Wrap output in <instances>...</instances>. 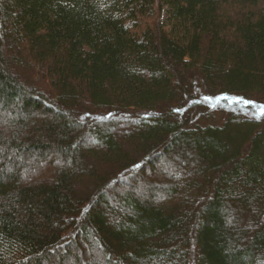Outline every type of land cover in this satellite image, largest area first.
Here are the masks:
<instances>
[{
    "label": "trees",
    "instance_id": "16d2710c",
    "mask_svg": "<svg viewBox=\"0 0 264 264\" xmlns=\"http://www.w3.org/2000/svg\"><path fill=\"white\" fill-rule=\"evenodd\" d=\"M262 103L264 0H0V264H264Z\"/></svg>",
    "mask_w": 264,
    "mask_h": 264
},
{
    "label": "bare ground",
    "instance_id": "6f19581e",
    "mask_svg": "<svg viewBox=\"0 0 264 264\" xmlns=\"http://www.w3.org/2000/svg\"><path fill=\"white\" fill-rule=\"evenodd\" d=\"M203 96V93H201L198 100L193 104H201ZM205 103L209 108L208 111L210 112V117H212L213 121H220L221 118H223L224 115L221 112H232L236 109H241L242 107L243 110L241 113L244 117L250 118L251 113H255V115L258 114V104L248 101L246 98H242L241 96H239V98L216 96L215 98L205 100ZM262 105L264 106L263 103Z\"/></svg>",
    "mask_w": 264,
    "mask_h": 264
},
{
    "label": "rangeland",
    "instance_id": "374dc122",
    "mask_svg": "<svg viewBox=\"0 0 264 264\" xmlns=\"http://www.w3.org/2000/svg\"><path fill=\"white\" fill-rule=\"evenodd\" d=\"M164 15V14H163ZM164 18H165V16H164ZM166 20V19H165ZM130 123V122H129ZM131 124H134V123H130V125H128V126H124L123 128H122V130L121 131H119L118 133H116L117 135H118V137L120 138V139H123L125 136L124 135H126L127 134V131H131L132 130V125ZM89 140H91V138L88 136V137H86V140H85V143L86 144H88L89 143ZM172 155L174 154V155H176V157H177V159H179V163H180V161L182 160V159H184L183 157L182 158H180L181 157V153H180V150H172L171 152H170ZM188 154H189V152L187 153V154H185L184 155V157L186 158V159H188L189 161H190V156H188ZM174 164H176V163H174ZM48 168H49V164H47V162H45V164H44V166H41L39 169H38V171L40 172V174L39 175H34L33 177L36 179V180H38L39 178H43V175H44V173L46 172V170H48ZM163 169H161V170H159L160 171V173H158L159 171H157V170H154L153 171V173H155L157 176L159 175V174H162V170H163V176L161 177V176H158V178H160L162 181V183H164V180H166V184L165 185H167V181H168V177H174V175H175V172L173 171V169H172V165L170 164V165H166V166H163L162 167ZM149 174H148V171L146 170V171H144L143 173H142V175H140L141 177H143L142 179H147V180H149L150 179V176H148ZM132 177V176H131ZM149 178V179H148ZM134 180V179H133ZM128 184V183H127ZM126 183H124L123 185H120V186H118L117 188H116V190L114 191V193L113 192H111V194H113V196L115 195V194H118L119 193V191H121V190H125L128 186H126L127 185Z\"/></svg>",
    "mask_w": 264,
    "mask_h": 264
},
{
    "label": "snow or ice",
    "instance_id": "6c2138e0",
    "mask_svg": "<svg viewBox=\"0 0 264 264\" xmlns=\"http://www.w3.org/2000/svg\"><path fill=\"white\" fill-rule=\"evenodd\" d=\"M261 113L264 114V108L261 109Z\"/></svg>",
    "mask_w": 264,
    "mask_h": 264
}]
</instances>
